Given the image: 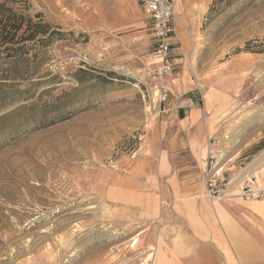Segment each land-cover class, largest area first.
<instances>
[{
  "label": "rangeland",
  "instance_id": "374dc122",
  "mask_svg": "<svg viewBox=\"0 0 264 264\" xmlns=\"http://www.w3.org/2000/svg\"><path fill=\"white\" fill-rule=\"evenodd\" d=\"M4 1L63 34L20 60L0 54V117L24 106L0 124V264H178L186 238L151 147L164 115L146 111L141 75L114 50L145 41L102 34L105 22L137 29L144 11L136 0ZM201 21L189 65L204 103L215 92L214 170L235 194L264 160V0H211Z\"/></svg>",
  "mask_w": 264,
  "mask_h": 264
},
{
  "label": "crops",
  "instance_id": "0c3cea01",
  "mask_svg": "<svg viewBox=\"0 0 264 264\" xmlns=\"http://www.w3.org/2000/svg\"><path fill=\"white\" fill-rule=\"evenodd\" d=\"M173 1L178 14L175 19L174 63L180 90L168 99L171 109L161 117L159 138H151V147L158 158V173L168 188L171 213L182 223V235L186 238V245L178 248L177 263L264 264V201L229 197L213 203L206 195L202 173L209 156L207 143L216 131V114H221L214 100L215 92L208 90L205 93L206 108L210 112L208 117L204 116L200 105L189 108L178 103L183 94L185 97L196 95L188 53L193 35L211 0ZM138 20L140 26L137 29L131 27L127 29L130 32L121 35H118L119 26L105 22L102 24L105 27L103 40L106 43L115 39L119 42L117 38L122 37L126 43H132V36L147 32L152 24L146 13ZM152 47L150 40H146L124 47L118 45L114 50H125L121 55L124 56V66L128 69L131 66V71L143 75L144 67L139 62H129L133 56H146ZM252 173L258 182H263L264 160L252 164L239 181H244Z\"/></svg>",
  "mask_w": 264,
  "mask_h": 264
},
{
  "label": "built area",
  "instance_id": "2783aa9c",
  "mask_svg": "<svg viewBox=\"0 0 264 264\" xmlns=\"http://www.w3.org/2000/svg\"><path fill=\"white\" fill-rule=\"evenodd\" d=\"M136 1L141 9L149 15L152 24L147 32L134 35L133 39L138 41L150 40L153 47L143 60L145 73L135 78L142 89L146 111L151 115L162 116L171 109L168 104L170 96L180 90L179 76L174 63L177 5L173 0ZM194 86L196 95L185 97L183 94L178 98V103L189 108H196L200 105L204 116L208 117L210 112L204 103L201 86L197 82ZM220 144L221 140L218 138H211L208 143L209 156L203 173V180L209 199L214 203L229 197L264 200V180L258 182L254 173L239 183L237 193L232 194L230 192V182L220 177L222 168L218 167L217 170H214L216 151Z\"/></svg>",
  "mask_w": 264,
  "mask_h": 264
},
{
  "label": "trees",
  "instance_id": "16d2710c",
  "mask_svg": "<svg viewBox=\"0 0 264 264\" xmlns=\"http://www.w3.org/2000/svg\"><path fill=\"white\" fill-rule=\"evenodd\" d=\"M35 17L37 19L13 10L7 6L6 1L0 3V54L5 53L8 58H18L20 60L31 52L29 51L30 47L40 48V43L43 46H49L55 34H63L55 28L53 29L50 24L45 23L42 19V14L37 13ZM36 57L37 52L34 51L31 58L27 60H34ZM110 74L112 78L122 77L113 72H110ZM13 79L15 80L16 78L14 77ZM39 108L40 110H44V108L47 109V106L41 105ZM23 109L24 106H19L9 114L2 115L0 117V124L8 116L18 114L19 110Z\"/></svg>",
  "mask_w": 264,
  "mask_h": 264
},
{
  "label": "bare ground",
  "instance_id": "6f19581e",
  "mask_svg": "<svg viewBox=\"0 0 264 264\" xmlns=\"http://www.w3.org/2000/svg\"><path fill=\"white\" fill-rule=\"evenodd\" d=\"M199 85H200V83H199ZM222 153V152H221ZM237 193V192H236Z\"/></svg>",
  "mask_w": 264,
  "mask_h": 264
}]
</instances>
